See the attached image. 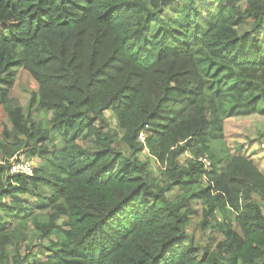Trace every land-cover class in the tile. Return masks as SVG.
<instances>
[{
    "label": "trees",
    "instance_id": "1",
    "mask_svg": "<svg viewBox=\"0 0 264 264\" xmlns=\"http://www.w3.org/2000/svg\"><path fill=\"white\" fill-rule=\"evenodd\" d=\"M1 110L0 264H264V0H0Z\"/></svg>",
    "mask_w": 264,
    "mask_h": 264
},
{
    "label": "rangeland",
    "instance_id": "2",
    "mask_svg": "<svg viewBox=\"0 0 264 264\" xmlns=\"http://www.w3.org/2000/svg\"><path fill=\"white\" fill-rule=\"evenodd\" d=\"M16 75H15V84L12 88L11 91V97L13 98L15 104L20 105L25 107L28 103V97L31 95L32 90H35L36 88V83L33 81L32 77L28 74V76L25 74V72L22 69H17L16 71ZM28 79H31L34 82V88L31 87V83L29 82ZM108 114V113H107ZM109 115V114H108ZM40 117H42L39 114ZM0 118L1 120L9 127L11 128V124L8 120V118L5 115V112L3 110L0 111ZM257 126H258V131L256 132V130L252 128L251 126V130L250 135L253 136L254 138L257 137L260 139V141L262 142V147L264 148V118L261 121L258 122H254ZM145 157H147V151H144L141 154V159H144ZM34 162L36 163V165L38 164V160L37 162L34 160ZM152 164L154 166V159H152ZM197 215L198 212H196L195 217L192 219V224H195L196 220H197ZM13 229H16L15 234L19 237V236H24V234L27 235V239L26 241H31V239H34L36 236H39V233L31 227V225H17L15 224L13 226ZM49 244V243H48ZM38 246V245H37ZM38 248V247H37ZM37 248L35 249V251H37ZM22 249H25V245L22 246ZM39 258H41L40 256H38Z\"/></svg>",
    "mask_w": 264,
    "mask_h": 264
},
{
    "label": "built area",
    "instance_id": "3",
    "mask_svg": "<svg viewBox=\"0 0 264 264\" xmlns=\"http://www.w3.org/2000/svg\"><path fill=\"white\" fill-rule=\"evenodd\" d=\"M11 173L33 175L34 164L25 158L22 153L15 154L11 159Z\"/></svg>",
    "mask_w": 264,
    "mask_h": 264
},
{
    "label": "clouds",
    "instance_id": "4",
    "mask_svg": "<svg viewBox=\"0 0 264 264\" xmlns=\"http://www.w3.org/2000/svg\"><path fill=\"white\" fill-rule=\"evenodd\" d=\"M19 153H22V154L24 155V153H23V152H19ZM14 155H15V154H14ZM14 155H13V156H14ZM24 156H25V155H24ZM26 159H28V160L32 161V162H33V164H34V165H36V163L34 162V160H33V159H29V158H26Z\"/></svg>",
    "mask_w": 264,
    "mask_h": 264
}]
</instances>
